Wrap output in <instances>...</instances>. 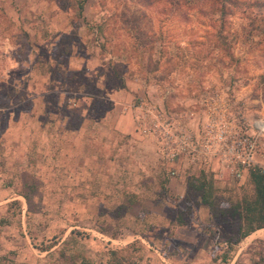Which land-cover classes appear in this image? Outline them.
Instances as JSON below:
<instances>
[{
  "label": "rangeland",
  "instance_id": "1",
  "mask_svg": "<svg viewBox=\"0 0 264 264\" xmlns=\"http://www.w3.org/2000/svg\"><path fill=\"white\" fill-rule=\"evenodd\" d=\"M77 1L0 0V264H264L260 230L233 244L257 166L188 174L206 173L226 215L194 203L178 228L146 158L149 109L193 132L264 121V0L230 8L224 44L209 4L85 0L80 17Z\"/></svg>",
  "mask_w": 264,
  "mask_h": 264
},
{
  "label": "built area",
  "instance_id": "2",
  "mask_svg": "<svg viewBox=\"0 0 264 264\" xmlns=\"http://www.w3.org/2000/svg\"><path fill=\"white\" fill-rule=\"evenodd\" d=\"M148 112L151 114L149 133L157 143L163 164L169 167L168 177L176 178L189 167L208 169L214 162L237 178L254 166L264 176V168L255 159L264 147V129L261 128L264 121L252 135L244 122H240L236 130L219 122L193 132L164 111L149 109Z\"/></svg>",
  "mask_w": 264,
  "mask_h": 264
},
{
  "label": "trees",
  "instance_id": "3",
  "mask_svg": "<svg viewBox=\"0 0 264 264\" xmlns=\"http://www.w3.org/2000/svg\"><path fill=\"white\" fill-rule=\"evenodd\" d=\"M143 5L150 6L153 3H160L163 5L178 6L180 4H195L194 6H203L209 4L208 13L212 16L218 15L213 19L214 22H219L220 29L214 33L218 41L224 44L226 35L222 33V22L225 15L229 14L230 8L237 7L240 0H140ZM79 8V16L82 17V11L85 0L77 1ZM202 10L201 8H199ZM213 18V17H212ZM88 26V25H87ZM97 31L101 32V26H97ZM139 47H137L138 49ZM250 184L253 187V194L250 198H245L240 206L238 205L236 215L241 224L238 231V237L235 243H239L243 238L251 235L252 233L264 229V176L260 173L259 169L251 170L249 173ZM166 180L163 185L166 184ZM214 188L206 177V173H199L197 176H191L186 182V193L184 201L177 210L176 223L179 226L186 224L185 216H190L192 207L196 205L206 206L209 210L211 218H218L226 215L223 211H217L215 207ZM214 199V201H213ZM86 264V263H83ZM254 264H260L256 262Z\"/></svg>",
  "mask_w": 264,
  "mask_h": 264
},
{
  "label": "crops",
  "instance_id": "4",
  "mask_svg": "<svg viewBox=\"0 0 264 264\" xmlns=\"http://www.w3.org/2000/svg\"><path fill=\"white\" fill-rule=\"evenodd\" d=\"M131 123L136 126L137 123L135 122V120L131 119ZM139 125V124H138ZM115 129H117V127H115ZM141 131V130H140ZM130 132V134H132V136H134V134H136V131L133 130L132 132L131 131H128ZM141 133V132H140ZM79 135H84V131H81V133ZM151 135V134H150ZM155 144H156V149L153 150L151 153H147V159L149 158L148 156L149 155H153L154 156V159H155V164L156 165H162L164 166V168L166 169V172L168 170V166L164 165L162 160H161V157H160V152H159V149H158V146H157V143L155 141ZM196 170H194V168L192 167H189L187 170H185L184 173H181L178 177L176 178H170L168 177L167 175V182H166V188H168V191H172L175 190L176 192L174 193L177 200H178V204L176 205V209L178 210L179 209V206L181 205L180 202H183L184 201V198H185V193H186V182H187V175L190 174V173H193L195 172ZM19 202V201H17ZM202 206V205H200ZM192 215V213H191ZM190 216H185V220L187 221L186 224L182 225V226H179L177 225L176 223V217H177V212H176V216H175V224L178 228H185L189 225V221H190ZM210 216V215H209ZM264 230V229H263ZM261 231V230H260ZM259 232V231H258ZM257 232V233H258ZM135 236V235H134ZM130 237H127V239H119V241L123 244V246H127L128 244H130L132 241L128 240ZM137 239V237H135ZM139 238V237H138ZM111 239V238H110ZM116 239H114V242H115ZM131 240H134L133 238ZM141 242L142 244L145 243V241L143 239H141ZM145 246L147 247H153L152 245H150L149 243H145Z\"/></svg>",
  "mask_w": 264,
  "mask_h": 264
},
{
  "label": "bare ground",
  "instance_id": "5",
  "mask_svg": "<svg viewBox=\"0 0 264 264\" xmlns=\"http://www.w3.org/2000/svg\"><path fill=\"white\" fill-rule=\"evenodd\" d=\"M261 128L264 129V124L261 125ZM258 233H260V234H262V236H264V230H261V231H259Z\"/></svg>",
  "mask_w": 264,
  "mask_h": 264
}]
</instances>
